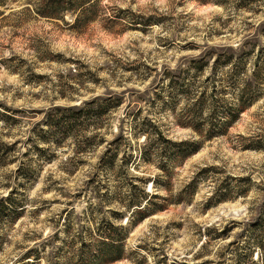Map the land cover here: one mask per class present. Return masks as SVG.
Listing matches in <instances>:
<instances>
[{"label": "rangeland", "instance_id": "obj_1", "mask_svg": "<svg viewBox=\"0 0 264 264\" xmlns=\"http://www.w3.org/2000/svg\"><path fill=\"white\" fill-rule=\"evenodd\" d=\"M44 1L0 4V201L18 205L0 219V264H92L108 223L126 229L123 258L108 264H264V95L182 162L140 132L199 140L168 79L256 41L264 0H86L79 22L42 15ZM107 99L120 104L95 129L29 141L49 114ZM143 191L165 209L143 217Z\"/></svg>", "mask_w": 264, "mask_h": 264}, {"label": "trees", "instance_id": "obj_2", "mask_svg": "<svg viewBox=\"0 0 264 264\" xmlns=\"http://www.w3.org/2000/svg\"><path fill=\"white\" fill-rule=\"evenodd\" d=\"M85 1L46 0L44 1L46 3L44 10L47 13H42V15L46 17L57 16L58 10H66L74 14L78 13L76 20L79 22L82 17L81 13H86ZM4 3L6 0H0V4ZM262 38H264V29L258 33L255 38L256 41L253 43L248 42L239 49H211L204 53L203 57L193 60L187 69L178 75H169L166 88L171 90L169 92L171 102L176 98L185 102L182 109L184 121H180V125L192 130L199 137V140L174 142L168 140L161 132L157 133V139L153 140L152 133L141 129L140 132L145 136L146 144L144 147H149L153 143V145H158V149H161L162 147L158 142L162 141L166 143L168 148L173 149L176 156L175 161L182 162L197 154L206 141L224 135L239 115L264 95V43L259 44L257 41ZM213 60L214 62L211 63ZM207 71L209 74L206 76ZM110 102L111 99H107L104 104L99 105V101L95 100L84 104L83 107L68 108L63 110L65 117L63 115L61 118L49 114L43 123L46 129L37 128V135L29 141L33 142L36 139L37 143L54 145L56 141L53 140L57 138L58 133L62 134L63 137H73L77 133H86L89 129H95V125H91L90 121L100 118L99 116L104 112H111L120 104L117 102L114 105ZM4 147L7 151L13 148L5 144ZM34 148L40 152V155L47 151L39 145H35ZM143 159L147 160L146 153ZM27 169L29 168L24 163L21 172L24 171L25 173L28 171ZM160 169L166 171L165 167ZM143 192V199L136 201V207L142 211L140 213L143 214V217L165 209L164 204H161L150 210L153 200L148 193ZM143 201H145L144 204H142ZM165 202L168 201L165 200ZM16 208L18 205L10 196L0 201V219L3 217L12 219L10 215L5 213L6 211L11 212V209L16 210ZM255 226L251 225L253 234L256 231L254 230ZM107 227L106 243L100 259L102 262L98 258L92 264L114 263L123 258L125 227H118L112 223H108ZM262 240V235L255 237L254 240L255 248L257 247L261 253L264 251ZM1 251L2 243L0 242Z\"/></svg>", "mask_w": 264, "mask_h": 264}]
</instances>
